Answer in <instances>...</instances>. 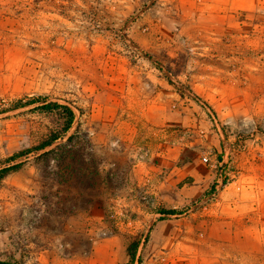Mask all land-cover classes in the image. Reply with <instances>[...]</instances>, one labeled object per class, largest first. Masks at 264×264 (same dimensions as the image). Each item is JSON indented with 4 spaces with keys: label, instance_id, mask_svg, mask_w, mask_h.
I'll use <instances>...</instances> for the list:
<instances>
[{
    "label": "rangeland",
    "instance_id": "rangeland-1",
    "mask_svg": "<svg viewBox=\"0 0 264 264\" xmlns=\"http://www.w3.org/2000/svg\"><path fill=\"white\" fill-rule=\"evenodd\" d=\"M36 99L76 114L40 152L58 118L11 110ZM77 130L75 160L40 159ZM17 165L0 264H166L199 257L207 224H263L264 0H0V170Z\"/></svg>",
    "mask_w": 264,
    "mask_h": 264
},
{
    "label": "crops",
    "instance_id": "crops-1",
    "mask_svg": "<svg viewBox=\"0 0 264 264\" xmlns=\"http://www.w3.org/2000/svg\"><path fill=\"white\" fill-rule=\"evenodd\" d=\"M241 218H233L231 223L225 218L219 220L216 231L213 230L215 224H207V232L200 235L201 241L207 244L203 245L205 251H201L199 257H177L166 264H264V223ZM170 236V239L179 238L178 234Z\"/></svg>",
    "mask_w": 264,
    "mask_h": 264
},
{
    "label": "trees",
    "instance_id": "trees-1",
    "mask_svg": "<svg viewBox=\"0 0 264 264\" xmlns=\"http://www.w3.org/2000/svg\"><path fill=\"white\" fill-rule=\"evenodd\" d=\"M13 109L11 110H17L19 108H23L25 106H32L35 104H38L39 106L34 108L33 111H40L48 115H52L59 120V127L58 129L51 131L49 135L44 139L42 144L35 149L37 152L40 151H45L48 148L53 147L56 143L59 141H63L64 139L67 138L68 134L71 132V130L74 127L75 121H76V114L72 107L68 105H61L58 103L54 102H48V101H43V99H36V100H31L29 103H23V102H18ZM78 133H80V130H77V132L68 137L67 139V146H56L55 148L51 149L50 151H46L40 156V159H46L49 160L52 157H56L54 159H57L58 154L60 152H64L66 154L67 159L75 160V155H74V144L77 138ZM66 147H71L70 149L66 150ZM61 157V155L59 154ZM21 165H17L14 167H8L0 170V184L14 171L20 168ZM166 215H174L173 212H168L165 213ZM131 261L135 262L136 260V248L131 251ZM138 264H141V261L138 260Z\"/></svg>",
    "mask_w": 264,
    "mask_h": 264
},
{
    "label": "built area",
    "instance_id": "built-area-1",
    "mask_svg": "<svg viewBox=\"0 0 264 264\" xmlns=\"http://www.w3.org/2000/svg\"><path fill=\"white\" fill-rule=\"evenodd\" d=\"M209 159L208 158H205V161H208ZM223 186V184L221 183V184H219V186H218V189L220 188V187H222Z\"/></svg>",
    "mask_w": 264,
    "mask_h": 264
}]
</instances>
